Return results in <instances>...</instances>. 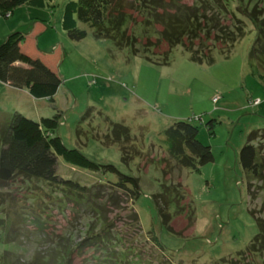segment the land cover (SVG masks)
Wrapping results in <instances>:
<instances>
[{
    "label": "rangeland",
    "instance_id": "1",
    "mask_svg": "<svg viewBox=\"0 0 264 264\" xmlns=\"http://www.w3.org/2000/svg\"><path fill=\"white\" fill-rule=\"evenodd\" d=\"M66 1L47 0L43 8L23 5L10 17H0V34L5 33L0 42L12 32L13 24H19V31L31 32L29 18L39 20L47 27L36 36L38 48L48 52L56 46L50 59L57 65L62 61L61 49L83 64L78 65L82 69L76 68L77 76L67 79L61 75L63 83L54 103L43 100L38 108L25 92H21L25 97L10 92L0 82V121L13 111L30 118L40 111L41 117L61 111L57 134L65 146L79 148L92 160L111 163L137 177L141 193L134 202L122 196L119 207L106 204L102 226V215L94 211L89 198L81 201L37 179L15 176L0 182V253L13 263L17 260V264L40 262L42 257L48 262L51 251L58 254V247L68 244L76 248L71 264H132L127 262L136 256L140 259L135 264H264V253L244 252L257 233L249 212L264 219V183L262 187L251 183L247 189V177L239 162L248 133L264 128V83L249 57L257 32L239 13L255 1L245 0L237 8L233 0L231 8L245 25V34L228 56L214 50L211 64L191 61L180 45L170 50L167 63H161L167 50L159 36L161 24H151L147 39L140 12L129 5L124 8L130 13L128 32L135 29V47L139 50L147 40L155 43L149 46L152 60L130 55L128 49L118 50L111 40L96 41L92 28L82 22L78 27L86 30V37L71 41L59 22ZM181 2L191 4L193 0ZM232 15L230 10H223L219 24L232 27ZM260 16L264 17V11ZM89 107L91 114L82 118ZM179 119L198 127L197 138L210 146L213 161L194 170L179 169L168 158L162 131ZM109 121L127 126L133 146L141 152L128 164L121 160V145L108 139ZM262 153L264 158V150ZM164 160L167 166L162 171ZM56 171L62 178L79 179L88 187L117 179L112 173L71 166L60 157ZM162 185L176 187L181 196L167 207L172 231L160 225L154 203ZM98 189L93 187L89 192L97 196ZM102 232L104 239L118 237L122 248L133 250L127 251L125 261L100 262L97 243L91 245L87 237L102 236Z\"/></svg>",
    "mask_w": 264,
    "mask_h": 264
},
{
    "label": "trees",
    "instance_id": "2",
    "mask_svg": "<svg viewBox=\"0 0 264 264\" xmlns=\"http://www.w3.org/2000/svg\"><path fill=\"white\" fill-rule=\"evenodd\" d=\"M249 1L252 0H246V2ZM254 1L250 8L245 6L238 12L247 17L257 32L256 41L249 57L258 68L264 83V17L260 16L264 11V7L261 6L264 0ZM46 2L47 0H0V17H10L15 8L23 5L43 8ZM244 2L245 0H236L237 8L241 7ZM232 3L233 0H193L191 4L183 3L181 0H132V2L125 0H67L59 22L62 31L71 41H80L86 37V30L78 27V22H82L92 28L96 41L111 40L118 50L128 49L130 55H141L147 60H152L149 46H155V43L147 40L142 45V50H139L135 47V44L137 45L135 29L128 32L126 24L129 21L130 13L124 8L129 5V7L137 8V11L140 12L147 39L151 36L149 35L151 24H161L162 29L159 31V36L167 45L165 59L161 63H167L170 50L180 45L189 54L191 61L199 64H211L214 50L228 56L237 41L245 34V25L240 22L237 13L232 10ZM223 10H230L233 14L232 18L234 17L235 22L231 25L232 27L227 28L219 24L218 16ZM138 26L142 25L138 24ZM24 35L25 33L22 31L14 30L0 42V82L18 89L24 88L33 98L46 99L54 103V97L62 85L63 79L58 70L51 69L41 59L32 58L20 50L19 44ZM215 42L218 43L215 44ZM92 110L91 107L87 108L82 118L88 117ZM61 117V111H57L52 117L42 116L39 119L30 118L19 111H13L4 116L3 121H0V182H8L15 176L37 179L44 181L48 186L72 193L79 200L86 197L88 201L89 198L94 211L99 217L102 215L99 222L104 226L105 221L102 219L104 206L109 203L119 207L122 196H126L134 202L141 193L139 180L135 176L119 171L111 163L92 160L85 156L79 148L66 147L57 134ZM109 126L111 131L108 139H111L112 144L121 145L122 162L128 164L134 156L141 154L133 146L134 141L127 126L111 121H109ZM76 133L77 137L80 136V129H77ZM162 134L166 144L165 154L179 169L195 170L199 166L213 161L214 157L210 146L198 140V127L188 120H175L162 131ZM262 150H264V128L250 131L246 142L239 151V162L247 177V189L250 188L251 183H257L261 187L264 183ZM58 157L74 167L92 172L115 174L117 179L114 182L96 183L91 187L82 185L78 181L79 179H64L56 171ZM164 163L166 164L162 171L167 166V160H164ZM166 172L167 170H165ZM93 187L99 188L97 196H93L89 192ZM161 187L162 190L156 194L154 203L160 225L172 231L169 226L171 215L167 207L174 198L178 199L181 196L176 187L171 188L169 185ZM99 192L101 193L100 198ZM249 213L255 221L257 233L244 252L250 255L261 254L264 253V219L255 217L252 211ZM2 222L3 218L0 217V225ZM102 233V236L92 234L87 237L90 239L91 245L97 243L96 248H99V256L102 257L100 262L125 261L128 256L127 251L133 250H127V247L122 248L121 239L118 237L116 240L104 239L105 233ZM96 237L98 238L95 239ZM155 237L154 239L159 245L160 242ZM60 248L57 249L58 254H55V250L51 251L50 258L47 257L48 262H44L42 257L40 262H30L29 264H71L76 248H72L68 244H64L62 249ZM8 259L5 254L0 253V264L18 263L17 260L13 263ZM139 259V256H136L127 263L135 264L139 262Z\"/></svg>",
    "mask_w": 264,
    "mask_h": 264
},
{
    "label": "crops",
    "instance_id": "3",
    "mask_svg": "<svg viewBox=\"0 0 264 264\" xmlns=\"http://www.w3.org/2000/svg\"><path fill=\"white\" fill-rule=\"evenodd\" d=\"M13 13L15 14V10L13 11ZM13 13H12V15H13ZM29 19H30V20H28L29 21V25L32 24L33 28H32L31 32L24 31L26 33L24 35L23 40L19 44L20 50L23 53H25L26 55H28V56H30L32 58L41 59L48 67H50L51 69H53L55 71L58 70L60 72V75H63L67 79L72 78L74 76H77L79 74V72H77L75 70H76V68L78 67L79 64H82V62L80 60H78L76 57L73 58V55L66 54V52H64V49H61V51H60V56H61L60 60H62L61 63L59 62L58 65H57V63H55V61L54 62L51 61L50 55L56 52V50H57V49H55L56 46H52L51 51H48V52H44L43 51L42 52L38 48V43H37V39H36L37 34L39 32L41 33L43 30H45L46 27H47V24L45 25V23H40L39 20L35 21V20H32L31 18H29ZM22 20L23 19H21L20 21H22ZM17 23H19V21ZM12 27H13V29H11L12 31L21 30V27L19 26V24L18 25L17 24H13L10 28H12ZM37 30H39V31H37ZM4 34H5L4 32L0 34V39L5 36ZM72 51H70V53H72ZM79 57H81V56H79ZM81 58H84V57H81ZM78 68L82 69L83 67H78ZM3 85H4L3 87H5L10 92L19 93L21 95H22V93H21L22 91L25 92L26 93V97H28V99L32 101L33 105H35L36 108H38L43 103V100H46V99L33 98L29 94V92L26 89H24V88L23 89H18V88L11 87L10 85H7V84H3ZM22 96L25 97L24 94ZM42 114L43 113H41V111H40V112L36 113L35 117L34 116L33 117L36 118V119H39V118H41Z\"/></svg>",
    "mask_w": 264,
    "mask_h": 264
}]
</instances>
